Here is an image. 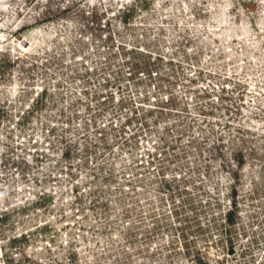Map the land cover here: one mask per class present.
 <instances>
[{
  "label": "rangeland",
  "instance_id": "1",
  "mask_svg": "<svg viewBox=\"0 0 264 264\" xmlns=\"http://www.w3.org/2000/svg\"><path fill=\"white\" fill-rule=\"evenodd\" d=\"M0 264H264V0H0Z\"/></svg>",
  "mask_w": 264,
  "mask_h": 264
},
{
  "label": "trees",
  "instance_id": "2",
  "mask_svg": "<svg viewBox=\"0 0 264 264\" xmlns=\"http://www.w3.org/2000/svg\"><path fill=\"white\" fill-rule=\"evenodd\" d=\"M252 129H254V128H252Z\"/></svg>",
  "mask_w": 264,
  "mask_h": 264
}]
</instances>
